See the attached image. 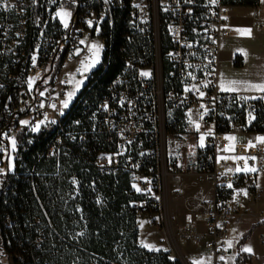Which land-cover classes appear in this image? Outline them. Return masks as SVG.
<instances>
[{
  "label": "built area",
  "instance_id": "1",
  "mask_svg": "<svg viewBox=\"0 0 264 264\" xmlns=\"http://www.w3.org/2000/svg\"><path fill=\"white\" fill-rule=\"evenodd\" d=\"M236 5L234 0H0V66L7 72L0 75V90H6L0 104V173L13 166L9 140L15 141L22 119L31 131L40 121L54 124L57 133L46 152L61 150V121L73 99L62 107L70 87L65 68L93 40L100 44L101 65L113 38V11L127 9L125 35L138 55L126 57L124 70L89 111L91 133L105 135L108 143L93 163L127 171L141 195L135 202L139 215L152 217L148 226L162 229L168 185L186 175L203 178L210 192L201 201V220H187L175 235L202 248V264H234L231 223L246 214L264 220L257 203L264 198V141L258 140L264 130L255 123L264 113V92L249 96L217 88L219 40L230 32L228 16ZM58 11L70 15L61 18ZM253 17L260 14L254 11ZM31 24L37 37L27 45ZM174 114L179 119L169 121ZM258 121L264 128V119ZM64 134L74 140L72 133ZM165 245L169 251L166 237Z\"/></svg>",
  "mask_w": 264,
  "mask_h": 264
},
{
  "label": "trees",
  "instance_id": "2",
  "mask_svg": "<svg viewBox=\"0 0 264 264\" xmlns=\"http://www.w3.org/2000/svg\"><path fill=\"white\" fill-rule=\"evenodd\" d=\"M246 1L255 0L234 3ZM126 17L127 9H114L113 38L101 65L90 71L61 121L63 146L58 153L46 152L57 133L54 124H42L38 131L17 124L13 166L0 173V264L2 256L12 264H183L168 250H151L139 243L140 210L135 202L141 195L132 189L128 172L102 170L93 163L95 153L108 143L105 135L91 133L89 111L105 95L110 80L124 70L126 57L138 55L131 52L133 43L125 35ZM36 29L31 24L26 31L27 45L36 39ZM6 73L0 66V75ZM5 91L0 90V104ZM257 117V130L262 131L258 120L264 113ZM178 119V114L169 117ZM250 259L251 254L239 247L234 264Z\"/></svg>",
  "mask_w": 264,
  "mask_h": 264
},
{
  "label": "rangeland",
  "instance_id": "3",
  "mask_svg": "<svg viewBox=\"0 0 264 264\" xmlns=\"http://www.w3.org/2000/svg\"><path fill=\"white\" fill-rule=\"evenodd\" d=\"M64 3L63 7H71L69 2ZM92 45L98 46V53L97 49L91 47ZM99 46V42L97 40H93L89 43L88 48L83 55H79L74 60L68 62L65 71L69 75L67 82L70 87L66 92L65 99H67V94L70 92H74L75 95V93L85 83L87 74L98 65L99 60L94 67L89 68L87 71L84 70L88 64L92 63L93 58L97 54L99 56ZM49 78L50 76H46L45 81ZM78 81L80 82L79 88L76 86ZM24 120L25 119H22V121ZM12 142L13 138L9 140L10 150L14 149ZM180 148L182 147L180 146ZM8 153L10 154V151ZM12 160L13 159L9 162V165H12ZM209 192V183L200 176L196 175H186L181 179V181L169 184L165 191V207L163 210L165 229L160 227H149L148 221L153 220V218L147 215H138V241L142 245H147L148 247L151 245V247H155L156 238L159 236V240L165 246L166 237L171 244V249L169 250H172L171 255L178 257L183 264H194L196 261L203 262V251L200 247L196 246V244L192 243L190 240L179 239L175 235V232L187 220H191L196 223L200 222L202 216L201 201L209 194ZM263 202L264 199L260 200V203ZM262 207L264 210V205ZM249 229L251 230L249 234L246 235L245 240L238 243L239 238H241V236H243ZM263 232L264 220L262 222H256L254 216L251 214L243 215L241 220L231 223V257H234L239 247L241 249L249 247L251 251L248 253L251 254V259L247 264H264V246L259 240V236ZM185 252L187 256L184 255ZM1 261L3 264H12L9 262V259L4 256L1 257Z\"/></svg>",
  "mask_w": 264,
  "mask_h": 264
},
{
  "label": "crops",
  "instance_id": "4",
  "mask_svg": "<svg viewBox=\"0 0 264 264\" xmlns=\"http://www.w3.org/2000/svg\"><path fill=\"white\" fill-rule=\"evenodd\" d=\"M254 11L260 14L259 18L253 17ZM256 23H259V26H256ZM228 24L229 34L219 40L218 90L240 92L249 96L264 92L252 87L264 84V0L237 4L228 16ZM238 30H250V34H242ZM230 81L237 83L229 85ZM222 83L225 85L223 90ZM228 88L235 90H227ZM260 200L257 203L263 209L264 202L260 203ZM142 246L151 250H168L159 240V236L156 238L155 247ZM200 249L202 250L201 247ZM184 255L187 256L186 252Z\"/></svg>",
  "mask_w": 264,
  "mask_h": 264
},
{
  "label": "snow or ice",
  "instance_id": "5",
  "mask_svg": "<svg viewBox=\"0 0 264 264\" xmlns=\"http://www.w3.org/2000/svg\"><path fill=\"white\" fill-rule=\"evenodd\" d=\"M213 2H215V0H213ZM68 15H70L69 13H67V12H64V11H58L57 12V16H60L61 18H64V17H67ZM64 23H65V27H67V22H66V20L64 21ZM89 24H91V22L89 21ZM238 31H240L242 34L243 33H248V34H250V30H238ZM81 43H83V41H81ZM92 48H94V49H97V53H98V46L97 45H92L91 46ZM98 60H99V56H98V54L93 58V60H92V63H90V64H88L86 67H85V71H87L89 68H91V67H94L95 66V64L96 63H98ZM142 75H148V73H142ZM229 83V85H231V84H235V83H237V82H235V81H230V82H228ZM77 88H79V86H80V82L78 81L77 82ZM252 87H254V88H258L259 90H261V91H264V84H256V85H252ZM221 88H222V90L225 88V85L222 83L221 84ZM227 90H231V91H234L235 89L234 88H228ZM41 95H43V93H41ZM74 95V92H70V93H68L67 94V99H65L64 101H62V107L63 108H67L68 107V105H69V101L71 100V98H72V96ZM200 95L202 96L203 95V93H200ZM21 123L22 124H26L27 123V121H21ZM44 123V121H40L39 123H37L33 128H32V131H38L39 130V128H40V125L41 124H43ZM229 139H233V138H229ZM202 140H203V137H201V142H202ZM258 140H260V141H264V137H261V138H258ZM13 147H15V141L13 140ZM241 169H237V171H240ZM244 171H255V169L254 168H252V169H249V168H247V167H245L244 169H243ZM229 187H231V185H229ZM229 243V247H231V242H228ZM146 247H148L147 245H145ZM242 251H245V252H250L251 251V249L249 248V247H245V248H243L242 249ZM220 259L221 260H223L224 258L223 257H220ZM194 264H202V261H196V262H194Z\"/></svg>",
  "mask_w": 264,
  "mask_h": 264
}]
</instances>
